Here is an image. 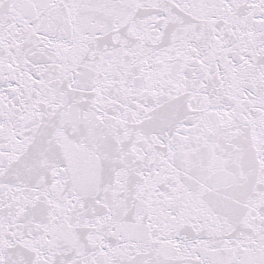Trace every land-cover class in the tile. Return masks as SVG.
Returning a JSON list of instances; mask_svg holds the SVG:
<instances>
[{"label": "snow or ice", "instance_id": "obj_1", "mask_svg": "<svg viewBox=\"0 0 264 264\" xmlns=\"http://www.w3.org/2000/svg\"><path fill=\"white\" fill-rule=\"evenodd\" d=\"M0 264H264V0H0Z\"/></svg>", "mask_w": 264, "mask_h": 264}]
</instances>
